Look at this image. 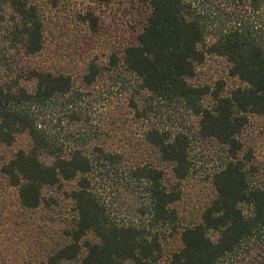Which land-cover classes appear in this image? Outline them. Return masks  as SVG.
Returning <instances> with one entry per match:
<instances>
[{
	"label": "trees",
	"instance_id": "16d2710c",
	"mask_svg": "<svg viewBox=\"0 0 264 264\" xmlns=\"http://www.w3.org/2000/svg\"><path fill=\"white\" fill-rule=\"evenodd\" d=\"M143 2L148 13L137 43L126 46L120 57L111 54L107 68L122 66L136 77L138 90L181 103L198 118L199 135L225 147L228 159L211 177L215 196L198 222L178 231L180 244L163 258L166 235L156 226L171 235L178 230L177 182L192 170L190 140L183 131L150 128L144 140L170 166L176 182L166 183L162 169L152 165L132 168V181L144 188L141 212L149 214L148 222L113 217L94 182L95 171L115 166L118 153L93 144L78 130L85 93L74 86L73 77L31 60L43 48L37 6L29 0H0V175L17 188L22 209L50 205L46 189L72 203L71 220L51 245L42 247L38 234L47 251L39 264H264V187L250 185L255 169L247 167L249 157L238 156V134L249 114L264 117V0ZM84 20L96 28L94 13H86ZM207 53L225 57L229 73L243 85L226 96L221 82L214 89L193 85L189 79ZM101 71L90 61L82 82L91 85ZM206 95L212 98L208 107L202 105ZM134 98L129 97L128 106L141 116ZM62 120L77 127L63 134L58 128ZM20 140L25 144L2 154L3 147Z\"/></svg>",
	"mask_w": 264,
	"mask_h": 264
},
{
	"label": "rangeland",
	"instance_id": "374dc122",
	"mask_svg": "<svg viewBox=\"0 0 264 264\" xmlns=\"http://www.w3.org/2000/svg\"><path fill=\"white\" fill-rule=\"evenodd\" d=\"M39 10L43 22V48L31 60L52 71L70 74L74 86L83 91L80 107L85 117L78 130L119 155L115 166L105 165L95 171V187L101 193L111 215L116 219L147 223L149 214L141 210L146 204L144 188L132 181L130 170L137 166L152 165L164 172L166 183H175L170 166L159 159L158 153L144 140L147 129L183 131L190 140V174L178 181L180 199L175 203L178 211V230L157 225L162 236L163 258L178 247L182 227L198 222L201 211L214 198L212 175L221 168L227 158L225 147L213 138H202L198 118L181 103H168L138 90L136 77L122 66L109 67L111 54L121 56L122 50L137 43L148 13L143 0H29ZM94 13L97 26L93 30L84 15ZM252 15V14H251ZM94 61L102 67L101 74L91 85H85L81 76L86 65ZM230 63L221 55L207 53L202 63L197 64L195 74L189 81L195 86L214 89L222 83L221 94L229 95L242 81L229 73ZM138 91V92H137ZM134 96L144 114L137 115L129 106V97ZM212 98L206 95L202 105L210 106ZM52 111H59L57 107ZM58 128L68 132L77 125L62 120ZM242 148L238 156L255 172L250 176V185L264 187V117L249 114L248 122L238 134ZM3 147L2 154L10 155L20 145ZM72 183H69L67 188ZM45 197L50 205L34 210L22 209L17 198V188L10 186L0 175V264H39L47 252L44 243L51 245L53 236L70 222L72 203L54 189H46ZM50 197L56 199L53 202ZM246 214L250 213L243 206ZM43 240L39 243L38 234ZM214 236V234H212ZM61 264H79L63 262Z\"/></svg>",
	"mask_w": 264,
	"mask_h": 264
}]
</instances>
